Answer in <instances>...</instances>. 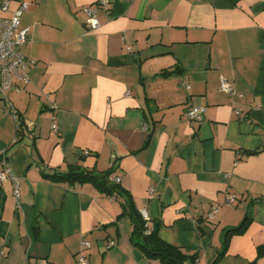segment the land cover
<instances>
[{"label": "crops", "instance_id": "obj_1", "mask_svg": "<svg viewBox=\"0 0 264 264\" xmlns=\"http://www.w3.org/2000/svg\"><path fill=\"white\" fill-rule=\"evenodd\" d=\"M25 1L29 81L0 95L13 176L0 180V264H75L80 251L90 264H166L133 243L120 195L42 176L74 164L111 169L148 226L197 264L249 215L216 264H264V0ZM221 75L237 94L219 89ZM189 104L204 117L188 121Z\"/></svg>", "mask_w": 264, "mask_h": 264}, {"label": "built area", "instance_id": "obj_2", "mask_svg": "<svg viewBox=\"0 0 264 264\" xmlns=\"http://www.w3.org/2000/svg\"><path fill=\"white\" fill-rule=\"evenodd\" d=\"M10 0H2L0 3V10L5 12L8 10ZM108 0H98L97 5L100 7H108ZM28 7V2L20 0L18 5L11 11L8 16L0 18V95L5 96L7 90L13 88L16 79L22 80L24 83L29 81L28 67L33 62L32 59H27L20 51V47L29 41V27H20V17L24 10ZM86 15L85 26L88 29H96L100 26L97 17L96 7L93 5H86L83 7ZM186 88L189 84L185 81H180ZM219 89L229 94H237L234 82L231 78L220 76ZM205 105L189 104L184 111V116L188 121H198L204 117L206 112ZM236 112L240 108H235ZM12 114L18 123L20 122L19 115L13 109ZM32 123H27L30 126ZM55 122L52 123V128L56 129ZM88 153V150H84ZM12 178V172L8 163V158L5 149H0V180ZM119 178H116L118 181ZM153 188H150V193ZM14 194L18 196V186L15 183ZM216 208L214 209V211ZM144 217V216H143ZM146 220V217H144ZM146 225H148L146 223ZM147 232V230L145 231ZM114 241H110L113 244ZM82 248L89 246V242L83 240L81 242ZM75 264H90L87 255L80 251L75 259Z\"/></svg>", "mask_w": 264, "mask_h": 264}, {"label": "trees", "instance_id": "obj_3", "mask_svg": "<svg viewBox=\"0 0 264 264\" xmlns=\"http://www.w3.org/2000/svg\"><path fill=\"white\" fill-rule=\"evenodd\" d=\"M165 73V72H164ZM24 123H18L19 133H24ZM111 169L98 171L96 169H88L81 165H68L66 171H57L53 168L46 170L42 168V176L54 182H66L68 184H83L90 183L96 188L106 193L107 195H120L122 198V211L119 216H127L132 223V231L130 238L133 243L138 245L145 256L148 258H158L166 264L177 262L178 264H197L195 255H187L178 246L165 242L158 235V224L149 227L146 225V220L143 215L136 209L133 204L132 198L127 191H125L118 183L110 179ZM250 219L249 215L244 216L242 221L233 227L227 228L224 231L223 249L220 250L211 262L216 264L220 256L224 253V248L228 238L237 233L245 230L247 223ZM147 230V232H145ZM258 255H264V247L258 248ZM255 261L249 264H254Z\"/></svg>", "mask_w": 264, "mask_h": 264}, {"label": "water", "instance_id": "obj_4", "mask_svg": "<svg viewBox=\"0 0 264 264\" xmlns=\"http://www.w3.org/2000/svg\"><path fill=\"white\" fill-rule=\"evenodd\" d=\"M176 263V262H175Z\"/></svg>", "mask_w": 264, "mask_h": 264}]
</instances>
